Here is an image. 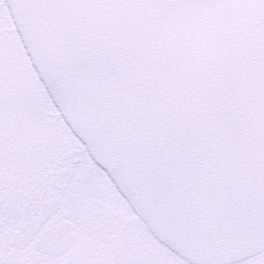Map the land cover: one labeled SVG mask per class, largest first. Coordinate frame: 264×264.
Wrapping results in <instances>:
<instances>
[{"label":"snow or ice","instance_id":"obj_1","mask_svg":"<svg viewBox=\"0 0 264 264\" xmlns=\"http://www.w3.org/2000/svg\"><path fill=\"white\" fill-rule=\"evenodd\" d=\"M0 264H264V0H0Z\"/></svg>","mask_w":264,"mask_h":264}]
</instances>
